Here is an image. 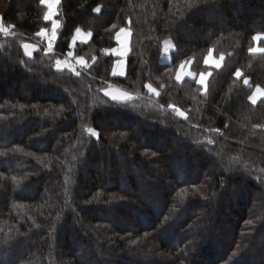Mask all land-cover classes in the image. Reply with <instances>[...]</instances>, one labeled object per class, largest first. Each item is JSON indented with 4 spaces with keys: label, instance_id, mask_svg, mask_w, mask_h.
<instances>
[{
    "label": "trees",
    "instance_id": "trees-1",
    "mask_svg": "<svg viewBox=\"0 0 264 264\" xmlns=\"http://www.w3.org/2000/svg\"><path fill=\"white\" fill-rule=\"evenodd\" d=\"M47 11L0 0V264H264V0H60L52 51Z\"/></svg>",
    "mask_w": 264,
    "mask_h": 264
},
{
    "label": "crops",
    "instance_id": "crops-1",
    "mask_svg": "<svg viewBox=\"0 0 264 264\" xmlns=\"http://www.w3.org/2000/svg\"><path fill=\"white\" fill-rule=\"evenodd\" d=\"M59 1L60 0H54V3H53V5H52L51 8H49V4H48L49 0H46V2H44L46 4V6L48 7L47 14L49 12L52 13L51 18L48 19V20L52 21V24H53V22H55V20L52 19V17H56ZM59 25H60V23L57 22V27L55 29L56 36H57V29H58ZM52 32H53V27L50 30L43 29L40 32L41 33L40 34V37L41 38H44V39H47L49 37V39H50V37L52 35ZM56 36H55V38H56ZM90 38H91V33L84 32L82 30H79V31L76 32V35L74 37L73 46L77 42H88L90 40ZM117 40H118V45L115 48L110 49L109 52L112 53L113 55H115L116 57H118V59L120 58V60H122V62L120 61L121 63L119 64V62H118L119 60L116 61V64H115V68H114V72L113 73H114V75H117V76H124L126 74L127 61L124 62V60L122 58L123 57H126L127 58L128 54L130 52L131 30L130 31H125L123 29L120 30V32L118 33V36H117ZM174 49H175V45H174L173 41L172 40H169V39L166 40L164 42V49H163V54H162V60L163 61H170L171 60V54L174 51ZM211 59H214V60L211 61ZM78 60L81 63H83V65L86 62V60L84 58H78ZM58 62H59L58 63V66H61L62 62H64V61H58ZM207 62H208V64H210L212 66H221V64L223 62V57L217 58V57H215L213 55V53H210L208 55V57H207ZM123 64H124V67L122 66ZM188 65L185 64V66H188ZM62 67H63V64H62ZM121 73H123V75H121ZM187 73H191V72H189L188 69H186L184 74H182L181 76L179 75V78H181V79L184 78L185 76H187ZM201 75H203V77H204L203 83H200ZM209 76H210L209 73L208 74H205V73L200 74L198 76V82L203 87H207V83H208V80H209ZM254 93H255V91H254ZM107 94L112 99H113V96L117 97V99H114V100H118V101H126V100H129L132 97H134V94L132 92L127 91L125 89H122L121 87H118V86H115V85H111L108 88ZM262 97H264V90H263V93L262 92H259L258 93V95L256 96V101L255 102H257Z\"/></svg>",
    "mask_w": 264,
    "mask_h": 264
},
{
    "label": "rangeland",
    "instance_id": "rangeland-1",
    "mask_svg": "<svg viewBox=\"0 0 264 264\" xmlns=\"http://www.w3.org/2000/svg\"><path fill=\"white\" fill-rule=\"evenodd\" d=\"M53 3H54V0H49V2H48V4H51V5H53ZM44 4H45V3H44ZM52 19H54L56 23L59 22V21L56 19V17H52ZM123 30H125V31H130L129 28H123ZM4 32H7V30H6L5 27L2 25V21H1V19H0V34H1V33H4ZM88 33H90V32H88ZM42 40H43L42 42H43V43H46V44L49 46L50 50L52 51V50H53V47L55 46V43H56V38H55V39H49V37H48L47 39L42 38ZM39 42H40V41H39ZM26 45H27V50L29 51V52H28V51H27V52H28L29 54H32L33 51H34L35 49L38 48V44L35 43V42H27ZM122 59L124 60V62L127 61V58H126V57H123ZM118 60H119V61H118ZM212 60H214V59H211V61H212ZM59 61H64V62H62L63 66H64V65H65V66H73V65H76V66H78V67L83 66V63H81V62L78 60V57H75V56L73 55L72 52H70V53L64 55ZM117 61L119 62V64L122 62V60H120V58L117 59ZM120 61H121V62H120ZM60 64H61V63H60ZM62 64H61V67H62ZM187 65H188V64H187ZM122 66L124 67V64H123ZM186 69H188V71L192 73V75H189V73H187V76H186V77H194V76H195V73L192 72V70H191V68H190L189 65H188V66H185V65L182 66V68L180 69L179 75L181 76L182 74H184ZM263 90H264V89H263L262 87H257V88L255 89V93H254V94L257 96L259 92H262V93H263Z\"/></svg>",
    "mask_w": 264,
    "mask_h": 264
},
{
    "label": "snow or ice",
    "instance_id": "snow-or-ice-1",
    "mask_svg": "<svg viewBox=\"0 0 264 264\" xmlns=\"http://www.w3.org/2000/svg\"><path fill=\"white\" fill-rule=\"evenodd\" d=\"M42 2H46V0H42ZM51 7H52V5L49 4V8H51ZM96 11H99V9H96ZM51 15H52V13L49 12L48 14H46L45 19H46V20H47V19H50V18H51ZM52 27H53V32H52V35H51L50 39H55V36H56L55 29H56V27H57V23H56V22H53ZM77 31H79V30H77ZM40 34H41V33H38V35H40ZM253 39H255V40H259V39H261V37L258 35V36H256V37H254ZM25 47H27V45H26ZM261 51H264V49H261ZM57 63H59V62H57ZM121 75H123V73H121ZM189 75H192V74L189 73ZM178 78H179V77H178ZM203 81H204V77H203V75H201L200 83H203ZM148 87H149V89L151 90V86L149 85ZM113 99H117V97L113 96ZM250 99L252 100L253 103H255V101H256V95L253 94V96L250 97ZM90 131H91V130H90ZM93 135H95V133H93Z\"/></svg>",
    "mask_w": 264,
    "mask_h": 264
},
{
    "label": "built area",
    "instance_id": "built-area-1",
    "mask_svg": "<svg viewBox=\"0 0 264 264\" xmlns=\"http://www.w3.org/2000/svg\"><path fill=\"white\" fill-rule=\"evenodd\" d=\"M47 49L50 50L49 47H47ZM71 68H72L75 72H77V70L80 69V68H82V66H81V67H78V66H76V65H73V66H71Z\"/></svg>",
    "mask_w": 264,
    "mask_h": 264
}]
</instances>
